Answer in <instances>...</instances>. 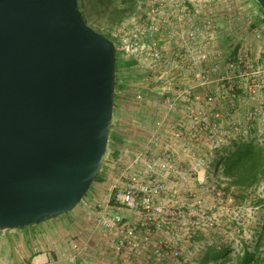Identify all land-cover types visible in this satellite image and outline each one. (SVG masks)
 <instances>
[{
	"label": "built area",
	"instance_id": "built-area-1",
	"mask_svg": "<svg viewBox=\"0 0 264 264\" xmlns=\"http://www.w3.org/2000/svg\"><path fill=\"white\" fill-rule=\"evenodd\" d=\"M251 1L137 0L113 29L117 71L143 77L127 93L142 105L143 86H154L163 134L125 163L104 199L80 203L100 211L99 264H204L210 249L232 259L257 249L264 175L245 201L225 175L239 146L264 151V12ZM91 248L72 239L63 261L77 264ZM25 264L58 262L39 253Z\"/></svg>",
	"mask_w": 264,
	"mask_h": 264
},
{
	"label": "water",
	"instance_id": "water-1",
	"mask_svg": "<svg viewBox=\"0 0 264 264\" xmlns=\"http://www.w3.org/2000/svg\"><path fill=\"white\" fill-rule=\"evenodd\" d=\"M116 84L115 42L79 0H0V231L80 205L108 151Z\"/></svg>",
	"mask_w": 264,
	"mask_h": 264
},
{
	"label": "crops",
	"instance_id": "crops-1",
	"mask_svg": "<svg viewBox=\"0 0 264 264\" xmlns=\"http://www.w3.org/2000/svg\"><path fill=\"white\" fill-rule=\"evenodd\" d=\"M251 2L257 9L253 1ZM231 39L230 37L228 40ZM129 66L130 69L134 68L135 63L131 61ZM133 72L134 69L129 74L117 71L115 110L110 133L111 146L102 170L87 194L90 200L104 199L125 163L150 145L152 136L159 132L152 115L156 110L155 102L160 99L158 92L153 85L143 86L146 100L142 105H137L127 92L139 86L143 77L134 75ZM177 118L179 115H174V120ZM159 133L163 134L162 131ZM99 215L100 211L79 205L73 211L41 224L0 231V259L5 264H25L39 253H44L55 259L58 264H65L63 256L69 252L70 241L80 238L88 241L92 248L90 255L83 259L79 258L77 264H99V251L95 249L101 235L95 231V221Z\"/></svg>",
	"mask_w": 264,
	"mask_h": 264
},
{
	"label": "trees",
	"instance_id": "trees-1",
	"mask_svg": "<svg viewBox=\"0 0 264 264\" xmlns=\"http://www.w3.org/2000/svg\"><path fill=\"white\" fill-rule=\"evenodd\" d=\"M136 1L137 0H101L99 5H104L105 10L117 17L114 19V22H112L113 28L119 25L124 19L134 14ZM122 4L125 6L123 9L120 8ZM110 34H108L109 36L107 37L110 38ZM127 65L129 66L131 64ZM118 69L117 63V70ZM225 175L230 179L229 187H234L240 191V194L237 196L238 200L245 201L247 199L246 193L250 189H253L264 175V151L255 145L239 146L226 160ZM261 239L255 251L246 249L242 257L232 260L233 263L264 264V251H261L262 249L260 248ZM229 258L230 254L227 249H210L206 253L203 263L207 264L211 261L217 262L221 260L226 262Z\"/></svg>",
	"mask_w": 264,
	"mask_h": 264
},
{
	"label": "rangeland",
	"instance_id": "rangeland-1",
	"mask_svg": "<svg viewBox=\"0 0 264 264\" xmlns=\"http://www.w3.org/2000/svg\"><path fill=\"white\" fill-rule=\"evenodd\" d=\"M101 0H79V9L87 22L89 26L94 28L96 31H99L101 33H104L105 36H109L108 34H112V31L115 27L120 26L122 23H124V20L117 26H114L112 28V22H114V19L117 17L109 11L105 10L104 5H99ZM253 3L261 9L260 5L257 3L256 0H252ZM121 9L125 8L124 4L120 6ZM110 34V35H111ZM110 39L113 40V38L110 36ZM114 41V40H113ZM127 64H131V61H128ZM111 146V142L109 140L108 149ZM109 151H107L108 154ZM264 217V214H262V219ZM260 248L261 251H264V233L262 235L261 239V245ZM232 257L229 258L225 263L227 264H233Z\"/></svg>",
	"mask_w": 264,
	"mask_h": 264
}]
</instances>
